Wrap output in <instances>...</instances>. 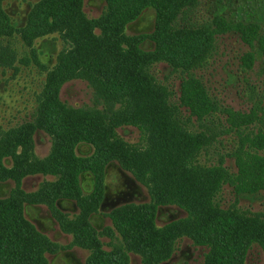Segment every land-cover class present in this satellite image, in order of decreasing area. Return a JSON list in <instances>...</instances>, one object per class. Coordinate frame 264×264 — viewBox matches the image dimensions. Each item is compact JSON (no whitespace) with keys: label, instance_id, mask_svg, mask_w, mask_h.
<instances>
[{"label":"trees","instance_id":"1","mask_svg":"<svg viewBox=\"0 0 264 264\" xmlns=\"http://www.w3.org/2000/svg\"><path fill=\"white\" fill-rule=\"evenodd\" d=\"M221 1L104 0L102 13L90 18L85 0H39L18 28L0 0V69L35 65L46 71L30 120L0 129V182L14 183L0 198V264H51L48 255L73 248L87 251L85 264H132L131 255L141 264H162L184 238L207 249L202 264H246L254 246L264 253V213L239 206L242 195L264 192V93L248 112L236 111L195 73L215 54L218 37L236 34L251 48L241 58L247 70L257 53L263 58L264 83V17L205 12L207 3ZM147 9L155 11L154 30L128 35L127 26ZM55 34L65 48L48 69L35 43ZM147 40L154 43L151 51L142 48ZM161 63L181 74L179 93L156 79L152 69ZM73 81L89 86L91 105L62 100L63 87ZM124 127L136 128L139 141L125 140L118 133ZM39 131L51 141L45 157L36 154ZM226 135L236 140L222 154L214 147ZM79 145L92 147V154L78 155ZM227 158L236 170L225 164ZM112 162L147 189L150 201L113 208L106 214L111 224L98 230L92 217L100 213ZM84 174L93 178L89 193ZM36 175L52 179L26 191L24 179ZM225 186L234 195L227 206L221 198ZM59 201L74 202L78 213L63 211ZM26 205L47 207L70 243L39 231L26 217ZM161 206H176L186 216L159 226Z\"/></svg>","mask_w":264,"mask_h":264},{"label":"rangeland","instance_id":"2","mask_svg":"<svg viewBox=\"0 0 264 264\" xmlns=\"http://www.w3.org/2000/svg\"><path fill=\"white\" fill-rule=\"evenodd\" d=\"M39 0H4L3 7L16 27L26 24L31 6ZM240 0H222L221 3H207L205 12L217 10L230 11L229 13L246 17V14L256 13L264 17V0H249L248 5H239ZM229 2L233 3L229 5ZM105 6L104 0H85L84 10L90 18L98 17ZM156 23V15L153 9H147L136 21L127 26L128 35L151 33ZM35 47L39 50L41 61L51 69L56 63L60 52L65 48L64 42L57 34L38 39ZM20 56L25 53L21 43H17ZM146 51L154 49V43L147 40L142 44ZM251 51L238 35L227 34L218 37L217 50L208 64L195 73L204 81L210 93L224 106L236 111L248 112L253 103L264 93L263 76L260 66L263 58L257 53V61L252 70H247L243 65L242 56ZM156 79L164 84L172 86L179 93L181 74L171 73L168 65L157 64L152 69ZM46 81V71L35 65L21 66L15 69H0V129L8 130L18 126L26 120H30L37 106V96L43 90ZM63 101L72 106L91 105L93 93L83 81L67 83L61 92ZM118 133L128 142L136 143L140 139V132L134 127L118 129ZM236 138L234 135H226L222 144L218 143L214 150L219 153L230 152ZM36 154L38 157L48 155L51 147L49 136L39 131L35 136ZM93 152L89 145H79L77 154L88 156ZM215 157V156H214ZM8 163V162H7ZM232 170H236L234 160L227 158L226 163ZM51 180V177L41 175L29 176L24 179L23 186L28 192L38 189L43 180ZM82 186L85 193H89L93 186V178L90 174L82 176ZM14 187L12 181L0 182V198L9 195ZM224 205L234 201L232 189L225 186L221 194ZM150 196L147 189L139 184L134 177L124 171L118 163L112 162L107 167L105 197L100 208V213L92 217L93 225L102 230L111 224L106 216L113 208L126 203L149 202ZM59 207L71 215L78 213L74 202L59 201ZM239 206L244 210L264 213V192L254 195H242ZM26 217L37 227L39 231L48 235L50 239L62 245H67L71 237L64 234L58 223L53 219L49 210L41 205H26ZM186 212L176 206H161L157 213V224L163 226L171 221L183 218ZM107 241V239H104ZM204 247H198L193 242L184 238L178 243V247L172 258L162 264H202ZM87 251L73 248L56 255H48L51 264H85ZM264 253L259 246H254L248 253L246 264H262ZM132 264H141L137 255H131Z\"/></svg>","mask_w":264,"mask_h":264}]
</instances>
